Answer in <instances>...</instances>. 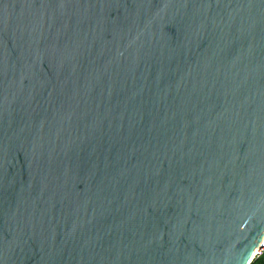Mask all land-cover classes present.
<instances>
[{"label":"water","instance_id":"95a60500","mask_svg":"<svg viewBox=\"0 0 264 264\" xmlns=\"http://www.w3.org/2000/svg\"><path fill=\"white\" fill-rule=\"evenodd\" d=\"M263 243L264 0H0V264Z\"/></svg>","mask_w":264,"mask_h":264},{"label":"trees","instance_id":"16d2710c","mask_svg":"<svg viewBox=\"0 0 264 264\" xmlns=\"http://www.w3.org/2000/svg\"><path fill=\"white\" fill-rule=\"evenodd\" d=\"M250 264H264V250L255 256Z\"/></svg>","mask_w":264,"mask_h":264},{"label":"built area","instance_id":"2783aa9c","mask_svg":"<svg viewBox=\"0 0 264 264\" xmlns=\"http://www.w3.org/2000/svg\"><path fill=\"white\" fill-rule=\"evenodd\" d=\"M264 250V243L262 244V246L258 249L257 253H256V256L258 254H260L262 251Z\"/></svg>","mask_w":264,"mask_h":264}]
</instances>
